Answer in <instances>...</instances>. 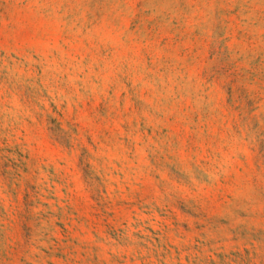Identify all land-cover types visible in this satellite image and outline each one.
<instances>
[{
  "label": "rangeland",
  "instance_id": "1",
  "mask_svg": "<svg viewBox=\"0 0 264 264\" xmlns=\"http://www.w3.org/2000/svg\"><path fill=\"white\" fill-rule=\"evenodd\" d=\"M0 264H264V0H0Z\"/></svg>",
  "mask_w": 264,
  "mask_h": 264
}]
</instances>
